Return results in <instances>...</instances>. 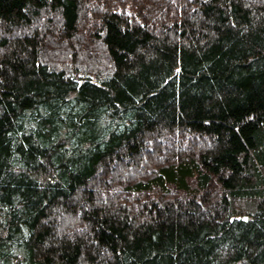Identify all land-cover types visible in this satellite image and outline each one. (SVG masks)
I'll return each mask as SVG.
<instances>
[{"label": "trees", "instance_id": "obj_1", "mask_svg": "<svg viewBox=\"0 0 264 264\" xmlns=\"http://www.w3.org/2000/svg\"><path fill=\"white\" fill-rule=\"evenodd\" d=\"M0 264H264V0H0Z\"/></svg>", "mask_w": 264, "mask_h": 264}]
</instances>
